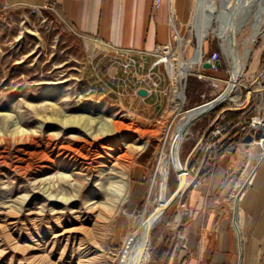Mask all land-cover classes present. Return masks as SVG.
Wrapping results in <instances>:
<instances>
[{"label":"rangeland","instance_id":"1","mask_svg":"<svg viewBox=\"0 0 264 264\" xmlns=\"http://www.w3.org/2000/svg\"><path fill=\"white\" fill-rule=\"evenodd\" d=\"M195 11L191 0L186 21L181 23L176 17L184 59H192L199 46ZM90 39L75 33L52 12L43 11L40 16L0 5V264H118L125 240L148 214L157 160L174 126L186 111L223 93L233 71L213 33L203 42V50L205 54L219 53L222 66L218 71H206V77H200L195 64L185 80L179 79L182 53H173L170 74L174 83L168 91L165 117L149 118L122 101L112 85L114 63L127 51L110 50ZM244 40L237 38L241 50ZM263 59L264 30L252 46L239 82H252L251 76H257ZM146 61L153 62L150 57ZM182 87L186 94L183 104L178 96ZM245 92L244 88L234 90L229 99L190 127L181 148V160L188 163V171L195 166L198 140L223 109L245 106ZM237 112L223 114L235 119ZM79 115L95 119L91 129H68L59 122ZM114 121L123 126L118 132L93 140L96 133L114 130ZM67 136L79 142L70 143ZM70 144L73 148L67 146ZM241 144L234 145L231 152L228 192L237 177L235 162L242 156L250 161L248 168L240 169L242 183L261 158L258 143ZM118 157L128 168L124 175L113 167ZM110 172L116 176L110 178ZM193 175L191 171L188 179ZM125 182L128 188L123 199L111 205ZM177 186V172L172 169L167 198ZM101 190L105 191L102 196L98 194ZM95 201L103 205L94 208L96 204H91ZM178 202L155 224L147 264H168L166 258L159 261L156 256L165 237L171 235L169 225L176 218Z\"/></svg>","mask_w":264,"mask_h":264},{"label":"crops","instance_id":"2","mask_svg":"<svg viewBox=\"0 0 264 264\" xmlns=\"http://www.w3.org/2000/svg\"><path fill=\"white\" fill-rule=\"evenodd\" d=\"M46 1L49 0H0V5L3 9H27L31 13L32 7ZM55 1L59 17L75 33L97 40L114 51L151 52L157 45L168 43L170 8L184 23L191 7V0H162L159 7L154 6V0ZM125 53L127 55L122 54L120 61H115L114 72L108 70L113 73L112 85L118 96L141 115L154 119L165 117L169 102L165 92L171 89L173 79L162 66L147 62L138 53ZM128 60L136 64L127 71ZM140 89H145L147 94L140 95ZM207 130L198 140L194 175L178 198L176 218L169 225L171 237L176 233L183 236L171 241L166 261L168 264H264V157L254 167L236 213L232 208L233 216L230 201L234 188L228 192L226 185L233 146L257 144L259 135L255 130L237 132L244 134L242 140L226 146L227 138L218 150L207 152L203 145ZM249 163L244 156L235 162L233 166L238 177L233 187L239 181L240 169L248 168Z\"/></svg>","mask_w":264,"mask_h":264},{"label":"bare ground","instance_id":"3","mask_svg":"<svg viewBox=\"0 0 264 264\" xmlns=\"http://www.w3.org/2000/svg\"><path fill=\"white\" fill-rule=\"evenodd\" d=\"M194 3L196 7L194 26L197 33L199 46L193 53L191 60H182V63H179V79L185 80L193 66L200 62L204 52L203 42L210 33H213L220 39V45L232 65V73L236 79H238L247 65L254 42L260 35H263L264 0H195ZM213 22H216L215 27L212 26ZM239 36L245 37L242 50L237 46V38ZM228 84L230 86L223 96L201 108L196 106L195 108L186 111V113L183 114L182 118L174 126L171 139L168 145L165 144L163 146L157 160L156 170L150 185L149 199L147 202V209H149L148 214L125 240V245L122 249V254L118 264L148 263V246L151 239L149 231L161 219L162 210L170 198H167V191L168 178L171 170L173 169L177 171L180 170L181 167H184V164L181 160V148L184 141L186 140L187 134H189L190 127L201 117L215 109L216 105H218L223 99H229L232 96V92L235 90L236 85L230 81H228ZM178 96L180 98V103L183 104L186 100L184 87L178 91ZM59 122H61L68 129L84 127L91 129L95 119L87 118L84 115L66 116L65 119ZM119 122H113L114 130H107V132L104 133H96L93 136V140L95 141L94 138L99 136H105L107 134L118 132L123 127ZM125 127L127 128V126ZM128 129H131V127H128ZM250 130H255L259 135L257 143L262 149V159L264 156V145H261L259 141H264V122H256L255 124L250 125ZM67 139H69L68 141H70V143L79 142V139L72 136H67ZM70 145L71 146H67L69 148H73V145ZM67 146L66 148H68ZM122 157L125 159L127 158V155ZM124 161L125 160H123V158L118 157L117 159L115 158V163L113 164L114 169L118 168L123 171V175L124 172H127L128 170ZM108 176L111 178L116 175L110 172L108 173ZM61 179H63L62 176H60V180ZM249 182L250 177L244 179L242 183L238 181L235 187H233L234 190L231 194V200L235 209V213L236 210H238L240 196L249 185ZM127 188V182L120 186L116 193V199L112 201L111 205L116 204L117 201L120 202L121 199H123ZM103 193H105V191H102L98 194L102 196ZM91 205L96 208L98 205H103V203L95 201L92 202ZM108 208L111 209L110 207Z\"/></svg>","mask_w":264,"mask_h":264},{"label":"built area","instance_id":"4","mask_svg":"<svg viewBox=\"0 0 264 264\" xmlns=\"http://www.w3.org/2000/svg\"><path fill=\"white\" fill-rule=\"evenodd\" d=\"M162 3V0H154V6L159 7ZM43 11H49L53 14L59 16L58 7L55 0H49L44 2L42 5L34 6L31 8V13L34 15H42ZM169 25L171 27V37L170 41L166 44L157 45L155 49L151 52H141V51H131L127 50L128 52H134L138 54H144L145 57L142 56L144 60L147 58H151L153 60L154 65L162 66L168 73L171 78L170 68H171V61H172V54L173 53H182V38L180 36L179 30L176 25V16L175 11L173 8L169 10ZM182 60L189 61L191 60L190 57L184 59V55L182 53ZM264 61V59H263ZM208 63L210 64V69L206 70L203 68V64ZM136 64V61L131 60L127 63L126 68L127 71L129 70L130 66ZM198 74L200 77H206L205 72L211 71L216 72L218 71L221 66V58L218 52H213L211 54H205L203 52L200 62L197 63ZM252 77V82L249 84H242L237 82L235 86V90H242L245 89V103L247 101V94L251 92V102L249 107L246 108L245 111L235 119H229L227 114L220 115V117L215 121L211 126L208 128L206 132V141L204 147L207 149V152L211 149H219V145L222 141L226 140L232 133L234 132H246L250 131V125L255 124L256 122H264V62L262 64L261 69L259 70L257 76L254 75ZM216 80V78H213ZM224 92V91H223ZM168 94V92H165ZM243 97V92L240 94L239 98ZM242 105V104H241ZM243 107V106H242ZM261 145H264V141H259ZM264 157V156H263ZM214 159H217V154L214 155ZM194 170V169H193ZM188 171V175L191 171ZM183 234H178L177 238H182Z\"/></svg>","mask_w":264,"mask_h":264},{"label":"water","instance_id":"5","mask_svg":"<svg viewBox=\"0 0 264 264\" xmlns=\"http://www.w3.org/2000/svg\"><path fill=\"white\" fill-rule=\"evenodd\" d=\"M203 68L208 70L210 69V64L208 63H204L203 64ZM237 80L236 77L233 75H231L230 77V82L234 85L237 84ZM229 84L227 86V88L224 90L223 93H221L220 95H218L215 99L209 101V102H205L201 105L198 106V108H201L203 106H205L206 104L208 103H212L214 102L215 100L219 99L221 96H223L225 94V92L227 91V89L229 88ZM139 94L142 95V96H145L147 94V91L145 89H140L139 90ZM251 97H252V94L251 92H248L247 94V101H246V104L244 107L240 108V107H235V108H225L222 110V112L220 113V115H222L223 113L227 112V111H243L244 109H246L247 107H249L250 105V102H251ZM226 99H223L218 105L222 104L223 102H225ZM216 105V107L218 106ZM215 107V108H216ZM195 108V107H194ZM190 110V109H189ZM220 115L217 116V119L220 117ZM216 119V120H217ZM190 158V157H189ZM177 177H178V186L177 188L175 189V191L171 194L169 200L167 201L166 205L164 206L163 210H162V215L164 214V212L180 197V195L183 193V191L185 190L186 186H187V182H188V163H185L184 164V167H181L180 170H177ZM155 228L153 227L150 231H149V234L151 235L152 234V231L154 230Z\"/></svg>","mask_w":264,"mask_h":264},{"label":"trees","instance_id":"6","mask_svg":"<svg viewBox=\"0 0 264 264\" xmlns=\"http://www.w3.org/2000/svg\"><path fill=\"white\" fill-rule=\"evenodd\" d=\"M240 112H237V115H239ZM247 132V131H246ZM244 137V134H238L237 132L232 133L228 138V144L226 146H229L231 144L236 143L237 141L242 140ZM171 246V235H168L165 237L163 244L159 248V251L157 252V259L159 261H163L166 258V254Z\"/></svg>","mask_w":264,"mask_h":264}]
</instances>
